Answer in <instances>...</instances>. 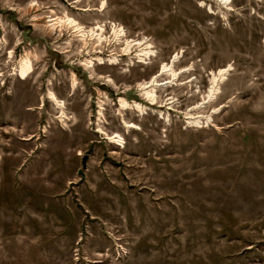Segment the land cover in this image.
Masks as SVG:
<instances>
[{"label":"rangeland","instance_id":"374dc122","mask_svg":"<svg viewBox=\"0 0 264 264\" xmlns=\"http://www.w3.org/2000/svg\"><path fill=\"white\" fill-rule=\"evenodd\" d=\"M0 264H264V0H0Z\"/></svg>","mask_w":264,"mask_h":264},{"label":"bare ground","instance_id":"6f19581e","mask_svg":"<svg viewBox=\"0 0 264 264\" xmlns=\"http://www.w3.org/2000/svg\"><path fill=\"white\" fill-rule=\"evenodd\" d=\"M221 1L225 2L227 0H221ZM50 22H51L50 25L52 28H55V27H64V28L69 27V28H71L72 31L74 33H76V35L79 37L80 40L86 41V39H88V38L89 39H98L99 41L104 40V37H103L104 28L101 25L97 24V25L91 27L90 29L85 30V28L83 26H81L77 21H75L74 19H72L70 17H65V18L55 17V18L51 19ZM112 34L114 35V38L118 43L121 41V38L124 36L122 28H117L115 26L112 29ZM141 44H142V42H140V41L135 42L133 40H125V42H124L125 46L123 48V55L130 54L132 47L135 45H138V47H139L138 58L140 59L139 62L145 63V59L149 58V56L152 55V51L150 50L149 45L142 47ZM115 60H116L115 58H110L111 63H116ZM175 60H176V55H174L171 58L170 62H168V63L164 62L161 64L158 72L153 76V78L150 81V84H152L151 87H149L150 86L149 82L141 85V87L143 88V94L150 101L151 104L155 102L156 88L160 86L158 79L163 75H167L173 81L174 78L177 77L176 76L177 73L173 70V62ZM84 61H85V64H87L88 66H93L95 64V62L98 64H102L105 62L101 56H96L95 58H90V59H87ZM32 69H33L32 63H31L29 57L26 56L25 58H23L21 60L20 65L18 67V70H16V71L18 72V76L21 79L25 80L30 75V73L32 72ZM229 69H230V65H227L224 68H220L217 71L211 72V81H210L211 86L209 87L206 96L203 98L204 99L203 103L210 102L215 97V95L218 94L219 85L225 79L224 76L226 75V73ZM73 87H76V83L74 81L72 82V88ZM48 98L53 103H55V106L57 108L63 107V105H64L63 101L59 100L53 92L50 91L48 93ZM120 105H121L122 109L130 108L127 101H125L123 99L120 100ZM132 107H134L135 110L136 109L137 110L142 109V105H140L137 102H135ZM221 107L222 106H219L217 109H215V112H218ZM196 122L198 123L199 121H196ZM109 139L118 145L122 144V139H121L120 135H118V134L111 135L109 137Z\"/></svg>","mask_w":264,"mask_h":264}]
</instances>
